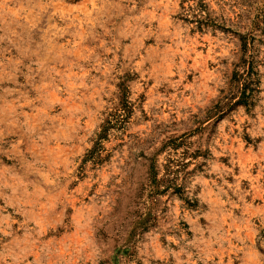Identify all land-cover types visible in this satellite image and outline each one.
<instances>
[{
	"label": "rangeland",
	"instance_id": "374dc122",
	"mask_svg": "<svg viewBox=\"0 0 264 264\" xmlns=\"http://www.w3.org/2000/svg\"><path fill=\"white\" fill-rule=\"evenodd\" d=\"M0 264H264V0H0Z\"/></svg>",
	"mask_w": 264,
	"mask_h": 264
}]
</instances>
